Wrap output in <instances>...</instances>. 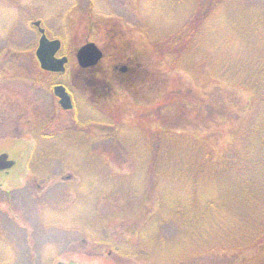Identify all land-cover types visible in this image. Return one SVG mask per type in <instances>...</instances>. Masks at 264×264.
<instances>
[{"label":"rangeland","instance_id":"374dc122","mask_svg":"<svg viewBox=\"0 0 264 264\" xmlns=\"http://www.w3.org/2000/svg\"><path fill=\"white\" fill-rule=\"evenodd\" d=\"M223 1L224 9L204 20L205 12H195L202 0H0V152L16 160L7 174L0 172V264H188L180 255L206 245L204 235L193 241L186 233L191 226L180 209H166L163 193L170 199L189 191L177 176L183 172H204L208 177L198 186L215 189L217 164L232 163L237 153L245 160L252 123L245 124L254 106L264 114L259 61L234 33L246 22L253 25L264 0ZM37 20L62 41L69 57L67 72L56 80L73 91L72 111L61 109L43 83L51 77L41 74L34 56ZM182 26L186 35L194 31L193 41L174 50L184 52L163 62L151 54L141 68L140 75L154 77L163 88V98L148 102L151 85L139 95L121 81L102 88V78L115 72L108 65H128L121 57L107 60L122 51L123 42L161 41ZM167 38L162 51L171 43ZM88 41L103 53L96 66L83 69L95 73L82 71L75 59L76 49ZM183 100L192 103L188 111L178 110ZM103 116H114L116 123L106 125ZM164 131L192 137L200 147L194 140H166L173 145L157 151V164L159 146L144 138ZM227 197L211 217L222 214ZM227 251L212 249L196 264H204L202 256L211 264L233 263L236 252ZM250 256L247 250L242 258Z\"/></svg>","mask_w":264,"mask_h":264},{"label":"trees","instance_id":"16d2710c","mask_svg":"<svg viewBox=\"0 0 264 264\" xmlns=\"http://www.w3.org/2000/svg\"><path fill=\"white\" fill-rule=\"evenodd\" d=\"M202 1L204 2L200 3L199 6L195 4V12L199 9L201 12H205L204 20L208 18L210 15L209 13H217L224 9H220V3L223 4V0ZM241 7L244 8L242 5ZM252 11L254 12L256 9ZM256 13L260 15L258 16L257 14L253 25H248V22H246L245 26H242L241 29L234 28V33L238 32L242 39H245L247 43L250 44L248 47L255 52L257 59H254L255 61H259L260 66V68L257 69V73L262 75L260 83L264 86V12L256 11L254 14ZM200 14L201 13H199V15ZM248 16H250V13ZM259 17H261L260 21H258ZM186 29L187 28L184 29L182 26L173 35L171 34L170 37L167 35L163 37L161 41L153 42L150 38H146L142 39L141 45L137 42H123L122 51L120 50L117 53L113 52L110 56V60L116 62L117 60L119 61L121 57V61L128 64L127 71L124 74L114 75V77L112 75L114 73L106 75L107 78H102V80L104 79L102 82H105L102 88L106 90L107 81L113 80L115 84L121 81L123 84L122 86L127 91L139 95L141 92L143 93L145 87L148 85L150 87L151 85V96L146 99L152 104L153 102L159 101L160 98L164 96L163 88L160 89L156 87L154 77L148 79L147 75L146 78L143 77L145 75H140L141 72L145 70H141V68L145 66L146 59L149 58L151 54H158L161 62H163V59L165 60L169 57H173V59L178 58L185 49L181 48L179 51L182 52H179L178 55L174 50H177L183 43L187 44L188 39L191 40L193 37L194 31H192L190 35H186ZM167 37L171 39V43L168 44L167 49L162 51L160 43ZM119 45L121 48L122 42L119 41ZM124 45H126L127 48H124ZM127 59H130V62ZM109 67H112V65H109ZM40 72L47 77L48 74L42 71ZM100 74L103 73L101 72ZM43 83L48 85L49 80L47 81V79H45ZM179 105L184 106L183 108H178V110L182 109L188 111L192 103L183 100ZM199 105L204 106L201 100ZM254 107L256 108V114L254 111L251 118L245 124V126H249L252 123L249 130L246 129V132L247 130L248 132L245 137L244 162L241 159V154L237 153L235 158L232 159V163L226 162L217 164L216 173L218 175H215L219 180V185L213 190L207 189L208 186L205 189L198 186L199 183H202L208 177L204 175V172L201 176L197 177L193 174L186 176L183 172L182 175L177 173L179 174L177 176H181L182 182L188 185L189 191L184 188L180 197H173L170 195V199L167 193H163L162 202L165 204L167 203L166 209L169 208L171 204H173L176 209H180L183 220H185L195 232L194 233L188 226L189 229H187L186 233L194 238L193 241L196 240L195 236H200V234L204 235L207 239L205 240L207 241L206 245L202 244V247L196 245L198 247L195 248L194 251L191 249L180 255L181 257H186V261L184 262L188 264H196V261L199 262L201 254H205L212 249L225 253L228 252L227 250L233 249L236 254L233 258L234 262L230 264H264V114H262L261 110L258 112L256 106ZM163 110L165 112L166 108H162L160 111L161 114H163ZM103 120L106 125L110 126V124L114 123V116H112L110 120H108V117L107 120H105V116H103ZM137 131H142V129L138 127ZM117 132H121L120 129L117 130ZM145 134L146 133L142 134L143 138ZM42 135L43 133H41L40 136L44 137ZM37 138L40 139V137ZM166 140H177L180 141L179 143H192V140L195 142V139L192 137L183 136L180 139L179 136L171 135L170 132L166 131L159 135L151 134L148 139L144 138V141L159 146L155 151L156 156L154 158V162L157 164H160L161 159L157 151L164 146L167 148L169 144L173 145L171 141ZM198 143L200 142H195L196 148L200 147H197ZM228 172H231L229 176L221 178L222 175ZM224 196H228L226 199V209L222 210L221 215L211 217L216 206L221 207L223 204ZM168 201H170L169 205ZM154 217L151 219L153 223L152 226L156 225L154 221L157 220L158 215ZM177 222L178 221H176V226L179 229ZM145 232L143 230L139 232L142 240H145ZM176 244L177 243L174 245ZM160 250L161 248L158 249V253ZM171 250L174 251L175 246ZM247 250H252V256L242 258L243 253ZM161 251L164 252V248ZM180 252H182V248ZM160 254L162 255V253ZM201 259L204 264H211L207 257L205 258L202 256ZM155 260H157V263L162 261L156 256Z\"/></svg>","mask_w":264,"mask_h":264},{"label":"water","instance_id":"95a60500","mask_svg":"<svg viewBox=\"0 0 264 264\" xmlns=\"http://www.w3.org/2000/svg\"><path fill=\"white\" fill-rule=\"evenodd\" d=\"M38 26L40 37L38 45L35 49V56L40 67L47 71L61 72L65 70L64 64L67 62V58L62 56L57 58L56 52L60 47V41L58 39H49L44 32V29L39 26V23H35ZM102 53L93 42H87L80 46L76 52V59L81 67H86L95 64L101 57ZM54 92L59 97V104L62 108L67 109L71 107L70 99L62 86L54 88ZM14 165V161L8 159L6 152L0 153V171L11 168ZM57 264H85V263H57Z\"/></svg>","mask_w":264,"mask_h":264},{"label":"flooded vegetation","instance_id":"af4514ba","mask_svg":"<svg viewBox=\"0 0 264 264\" xmlns=\"http://www.w3.org/2000/svg\"><path fill=\"white\" fill-rule=\"evenodd\" d=\"M115 69V68H114ZM116 73H119L118 71H116ZM54 74V76H57V75H59V74H56V73H53ZM72 75H74V74H72ZM55 82H59V81H55ZM55 84H57V83H55ZM54 84V85H55ZM66 84V90H67V92H68V94L70 95V98H71V101H72V103H75V99H74V96H73V91H71V89H70V87H69V84L68 83H65ZM54 85H52L51 87H54ZM54 99H55V101L58 103V98L56 97V96H54ZM71 174H69L68 176H62V178H67V177H69Z\"/></svg>","mask_w":264,"mask_h":264}]
</instances>
